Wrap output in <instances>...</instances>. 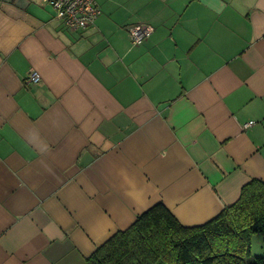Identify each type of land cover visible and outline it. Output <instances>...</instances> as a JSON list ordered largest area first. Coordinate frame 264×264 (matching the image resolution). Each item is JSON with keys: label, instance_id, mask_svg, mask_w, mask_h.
<instances>
[{"label": "crops", "instance_id": "crops-1", "mask_svg": "<svg viewBox=\"0 0 264 264\" xmlns=\"http://www.w3.org/2000/svg\"><path fill=\"white\" fill-rule=\"evenodd\" d=\"M94 2L70 31L0 0V264H85L156 204L200 226L264 183V0Z\"/></svg>", "mask_w": 264, "mask_h": 264}, {"label": "trees", "instance_id": "trees-1", "mask_svg": "<svg viewBox=\"0 0 264 264\" xmlns=\"http://www.w3.org/2000/svg\"><path fill=\"white\" fill-rule=\"evenodd\" d=\"M264 236V183H246L238 200L200 226L185 227L156 204L97 248L85 264H264L251 241Z\"/></svg>", "mask_w": 264, "mask_h": 264}, {"label": "built area", "instance_id": "built-area-1", "mask_svg": "<svg viewBox=\"0 0 264 264\" xmlns=\"http://www.w3.org/2000/svg\"><path fill=\"white\" fill-rule=\"evenodd\" d=\"M42 2L55 10L57 19L62 21L70 31L87 28L94 23L100 14L94 0H42ZM127 30L133 45L141 44L152 32L150 26L143 24L129 26ZM40 81V74L33 70L25 78L24 86L36 85ZM252 124L249 122L245 127Z\"/></svg>", "mask_w": 264, "mask_h": 264}, {"label": "rangeland", "instance_id": "rangeland-1", "mask_svg": "<svg viewBox=\"0 0 264 264\" xmlns=\"http://www.w3.org/2000/svg\"><path fill=\"white\" fill-rule=\"evenodd\" d=\"M251 257L264 256V236L256 235L251 241Z\"/></svg>", "mask_w": 264, "mask_h": 264}]
</instances>
